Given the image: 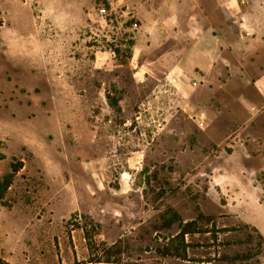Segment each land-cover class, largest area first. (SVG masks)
Wrapping results in <instances>:
<instances>
[{
  "label": "rangeland",
  "instance_id": "rangeland-1",
  "mask_svg": "<svg viewBox=\"0 0 264 264\" xmlns=\"http://www.w3.org/2000/svg\"><path fill=\"white\" fill-rule=\"evenodd\" d=\"M176 3L183 47L160 32L127 57L141 22L124 1L0 0V177L23 163L0 264H264L226 192L264 191V0ZM173 211L212 217L187 258L160 251Z\"/></svg>",
  "mask_w": 264,
  "mask_h": 264
},
{
  "label": "crops",
  "instance_id": "crops-1",
  "mask_svg": "<svg viewBox=\"0 0 264 264\" xmlns=\"http://www.w3.org/2000/svg\"><path fill=\"white\" fill-rule=\"evenodd\" d=\"M125 2L128 7L131 8L133 15L137 16L141 22V26L135 34V47H138L139 50L142 49L143 43L146 42L148 45V40L152 39L157 33H177L175 36V48L183 47V43L186 40L184 33L193 32L189 29L187 24L176 23L178 19V8H181V3H176L179 0H117V2ZM167 11H170L177 16L175 18V23H172L173 19L167 20ZM172 18V17H171ZM168 36V34H166ZM177 38V39H176ZM200 40L196 39V41ZM195 40H191L190 42ZM256 49L260 52L259 56H262V50H264V41L261 38L259 45H256ZM193 51H191L192 54ZM193 55V54H192ZM186 53H181V51H176L174 56L175 60L173 65H177L179 68L184 69L185 63L188 61ZM191 57V56H190ZM189 62V61H188ZM140 67L143 64H139ZM136 73H140L137 71ZM255 91L256 96L259 99V105L264 106V72L255 77ZM264 159V155H261ZM242 190L236 191L237 197L233 194H229V191H226L230 195L229 205L235 204L237 209L235 213L241 218L242 222L255 227L261 235L264 236V191L257 185H255L251 180H244V184L239 185ZM228 190V189H227ZM238 199V203H235L234 199ZM3 223L0 221V234L5 235L6 229L3 227ZM3 246L7 244L6 241L2 242ZM4 260H8L10 264L12 260V255L9 253V256L4 255Z\"/></svg>",
  "mask_w": 264,
  "mask_h": 264
},
{
  "label": "trees",
  "instance_id": "trees-1",
  "mask_svg": "<svg viewBox=\"0 0 264 264\" xmlns=\"http://www.w3.org/2000/svg\"><path fill=\"white\" fill-rule=\"evenodd\" d=\"M128 47L126 49L127 51V57H132L133 54V46L135 44V40L131 39L127 41ZM114 52L118 55L121 51L120 48L116 47L113 49ZM121 63H124V60H121ZM111 106H118V100H112L110 102ZM23 167L22 161H18L17 163L12 162L11 163V171L6 173L4 176L0 177V202L4 206H10L11 203H9L6 200L7 193L10 189V187L14 183V177L15 175L20 171V169ZM198 210H200V207H198ZM172 222H179L180 230L179 232L172 236L168 243L163 245L160 248V251L164 255H170V256H177V257H182V258H187V249L191 245V243L186 241V236L187 235H194L196 233H206V232H211L208 227H204L205 223H210L212 220L211 216L205 215L202 211L198 212V215L195 219H191L188 221L183 220L175 211L172 212V217H171ZM208 221V222H205ZM245 225H248L244 222H242ZM250 227H253L249 225ZM255 228V227H253ZM85 229V236L87 238L90 236V233L88 229ZM256 229V228H255ZM232 229H223L224 232H228ZM258 234H260L261 238H264L263 235L256 229ZM217 237V236H216Z\"/></svg>",
  "mask_w": 264,
  "mask_h": 264
},
{
  "label": "built area",
  "instance_id": "built-area-1",
  "mask_svg": "<svg viewBox=\"0 0 264 264\" xmlns=\"http://www.w3.org/2000/svg\"><path fill=\"white\" fill-rule=\"evenodd\" d=\"M106 12H107V8L105 6L100 7V9H99L100 15L104 16L106 14ZM193 84H196V81H193Z\"/></svg>",
  "mask_w": 264,
  "mask_h": 264
},
{
  "label": "bare ground",
  "instance_id": "bare-ground-1",
  "mask_svg": "<svg viewBox=\"0 0 264 264\" xmlns=\"http://www.w3.org/2000/svg\"><path fill=\"white\" fill-rule=\"evenodd\" d=\"M23 49V48H22ZM13 50H14V48H13ZM19 50V49H18ZM17 53H19V52H17ZM17 53H16V55H17ZM12 55H14V54H12ZM16 57V56H15Z\"/></svg>",
  "mask_w": 264,
  "mask_h": 264
}]
</instances>
